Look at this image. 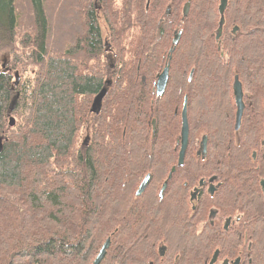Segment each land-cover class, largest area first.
I'll list each match as a JSON object with an SVG mask.
<instances>
[{
  "label": "trees",
  "instance_id": "trees-1",
  "mask_svg": "<svg viewBox=\"0 0 264 264\" xmlns=\"http://www.w3.org/2000/svg\"><path fill=\"white\" fill-rule=\"evenodd\" d=\"M219 3L100 0L101 22L79 0H0V52L15 68L0 62V264H92L109 237L100 264H209L215 250L214 264H264V0H229L217 39ZM236 75L246 102L237 141ZM185 97L189 144L160 197ZM211 176L216 192L191 202ZM210 208L240 224H211Z\"/></svg>",
  "mask_w": 264,
  "mask_h": 264
},
{
  "label": "water",
  "instance_id": "water-1",
  "mask_svg": "<svg viewBox=\"0 0 264 264\" xmlns=\"http://www.w3.org/2000/svg\"><path fill=\"white\" fill-rule=\"evenodd\" d=\"M228 3H229V0H220V3H219V6H218V10H219V13H220V19H219V27H218V30H217V37H220L221 33H222V27L224 25V22H225V11H226V8L228 6ZM167 13H170V6L167 8ZM181 34L182 32L179 31V32H176L174 37H173V45H176L179 40H180V37H181ZM173 52V48L170 49V53ZM168 69H169V66H166L164 68V71L159 75V78H158V83H157V86H158V93H162L165 86H166V83H167V79H168ZM234 97H235V102L238 106V111H237V126L239 125V122H240V118H241V115H242V111H243V101H242V98H243V92H242V86H241V82L239 81V78L236 76L235 78V81H234ZM183 128H182V135H183V138H182V145H181V148H180V151H179V157H178V162H177V166H181L183 165L184 163V158H185V153H186V149H187V144H188V127H187V121H186V109L184 108V111H183ZM15 123V119L12 117L11 118V122L10 124L13 125ZM0 144H1V141H0ZM201 149L203 150V152L206 151V142H204L202 144V147ZM0 150H1V146H0ZM176 170V166H173L171 171L169 172V175H168V178L167 180L164 181L161 189H160V192H159V195L160 197L163 196V193L167 187V184H168V180L172 177L173 175V172H175ZM150 174H147L143 181L140 183L138 189H137V192H136V195H141L144 190L147 188L149 182H150ZM213 178L210 179V181H212ZM203 182V180H200V184ZM262 185H263V189H264V180H262ZM210 191L213 192L214 191V186H211L210 187ZM196 197V191L195 192H192V195H191V200H193L194 198ZM194 208V206H193ZM216 211L215 210H211L210 212V217H213L215 215ZM110 243H111V239L110 237L107 238V240L103 243L102 247L100 248L97 256L95 257V259L93 260V263L92 264H100L102 262V260L104 259L106 253H107V250L110 246ZM217 257H218V250H216L214 252V255L213 257L211 258L210 260V263L209 264H214V262L217 260ZM238 259L235 260L234 264H238ZM228 259H225L223 264H228Z\"/></svg>",
  "mask_w": 264,
  "mask_h": 264
},
{
  "label": "flooded vegetation",
  "instance_id": "flooded-vegetation-1",
  "mask_svg": "<svg viewBox=\"0 0 264 264\" xmlns=\"http://www.w3.org/2000/svg\"><path fill=\"white\" fill-rule=\"evenodd\" d=\"M104 40V39H103ZM234 95V94H233ZM185 99H186V97L184 98V100H183V103H182V107H181V109L178 111H176V113L177 112H179V122H180V124H179V127H178V132H179V134H178V132H177V134H176V146H178V148H179V151H180V148H181V145H182V138H183V135H182V110H183V107H184V103H185ZM234 99H235V97H234ZM243 100H244V103H245V105H246V102H245V97L243 96ZM245 109V108H244ZM236 111H237V104H236V102H235V112H234V125H233V130L235 131L234 132V137H235V140L237 141V140H240V130L242 129V125H243V122H242V120H241V124H240V127H239V129H236ZM244 113V112H243ZM243 116V115H242ZM187 117H188V126H189V132H188V144H189V140H190V130H191V126H190V121H189V116H188V114H187ZM194 135H195V133H194ZM204 139H205V141H206V145H207V142H208V134L206 133V134H202L201 136L199 135V144H198V149H197V153L198 154H201L202 152H203V150L201 149V147H202V144L204 143ZM259 139H260V154H259V157H260V155L261 154H263L264 153V136H263V134L262 135H260L259 136ZM187 144V145H188ZM187 150V149H186ZM206 153V151L205 152H203V154H205ZM257 154H258V151L257 150H253L252 151V157L253 158H256L257 157ZM178 157H179V155H178ZM184 160H185V158H184ZM178 162V161H177ZM184 164V163H183ZM182 166V165H181ZM173 167V166H172ZM177 167H179V166H177V163H176V169H177ZM172 169V168H171ZM171 171V170H170ZM176 171V170H175ZM174 173V172H173ZM151 177V176H150ZM211 178H213V180L212 181H210V179ZM210 179H207L206 181H204L203 180V178L201 179V180H203V182L200 184V181H199V185H196V186H194V188H192V190H191V192H190V200H191V195H192V192H195L196 191V197L193 199V200H191V202H194L195 200H196V198L198 197V194L199 193H202V195L203 194H206L207 192L208 193H210L211 195H213L214 194V192H216V189H217V186H218V184L219 183H217V181H216V177L215 176H211L210 177ZM262 180H264V178H262L260 181H259V183H260V185H261V189H262V191H263V193H264V189H263V185H262ZM205 182V183H204ZM211 186H214V190L215 191H213V192H211L210 191V187ZM167 188V187H166ZM138 189V188H137ZM166 190V189H165ZM136 192H137V190H136ZM194 206V205H193ZM193 206H192V208H193ZM195 208V207H194ZM193 208V209H194ZM211 210H215L216 211V213H215V215L213 216V217H210V212H211ZM224 214L225 213H223V212H218V210L217 209H215V208H210V211H209V219H210V222H211V224H213V222H214V220H215V222H216V219H217V224L218 225H222L223 226V228H225V229H228L230 226H232L236 221H238V224H240L239 223V221H240V219H239V217L238 216H235V214H232V215H230V216H224ZM216 251V250H215ZM214 251V252H215ZM214 252H213V254H212V256H211V258L213 257V255H214ZM218 256H219V251H218ZM225 259H228V264H234V262H235V260L236 259H238L239 261H238V264H241V258L240 257H237L236 259H229V258H225ZM224 259V260H225ZM211 260V259H210ZM217 260H218V257H217ZM216 260V261H217ZM224 260H222L221 261V263L220 264H223V262H224ZM215 261V262H216ZM214 262V263H215ZM209 263H210V261H209Z\"/></svg>",
  "mask_w": 264,
  "mask_h": 264
},
{
  "label": "bare ground",
  "instance_id": "bare-ground-1",
  "mask_svg": "<svg viewBox=\"0 0 264 264\" xmlns=\"http://www.w3.org/2000/svg\"><path fill=\"white\" fill-rule=\"evenodd\" d=\"M227 9V8H226ZM220 14V13H219ZM224 24H225V22H224ZM224 26V25H223ZM218 27H219V22H218ZM218 27H217V29H216V38L217 39H219L220 37H217V30H218ZM239 28H238V26H235L234 28H233V32L235 33L237 30H238ZM179 31H181L182 32V30H179ZM179 31H176V32H179ZM175 32V33H176ZM222 33H223V27H222ZM222 33H221V35H222ZM220 35V36H221ZM173 48V47H172ZM166 66H169V64H167ZM165 66V67H166ZM164 67V68H165ZM164 68H163V70L160 72V73H158V75H157V79H156V87H155V91H156V94L157 95H162L163 93H164V91H165V89H166V87H167V83H168V79H169V69H168V79H167V83H166V86H165V88H164V90H163V92L162 93H158V91H157V89H158V86H157V83H158V78H159V75L164 71ZM237 77H238V75H236ZM236 76H235V78H236ZM18 77H19V74H18V72H16V83L18 82ZM235 78H234V81H235ZM240 81V80H239ZM241 86H242V82H241ZM242 92H243V86H242ZM105 93H106V89L105 88H102L96 95H95V97H94V99H93V102H92V105H91V111L92 112H98L99 111V109H100V107H101V103H102V100H103V97H104V95H105ZM233 93H234V82H233ZM243 94H244V92H243ZM242 101H243V111H242V115H243V112H244V108H245V103H244V100H243V98H242ZM184 108L186 109V121H187V127H188V132H189V126H188V117H187V98L185 99V103H184V107H183V110H182V128H183V121H184V119H183V111H184ZM237 111H238V106H237ZM237 111H236V129H239V127H240V124H241V120H242V115H241V118H240V122H239V125L237 126ZM12 118V117H11ZM11 122V121H10ZM153 124H155V120H153ZM248 133V132H247ZM204 142H206L205 141V139H204ZM174 166H176V165H174ZM147 175V174H146ZM210 179V178H209ZM204 180V179H203ZM143 181V180H142ZM205 183V182H204ZM195 184V183H194ZM145 191V190H144ZM215 191V190H214ZM102 247V246H101ZM97 256V255H96Z\"/></svg>",
  "mask_w": 264,
  "mask_h": 264
},
{
  "label": "rangeland",
  "instance_id": "rangeland-1",
  "mask_svg": "<svg viewBox=\"0 0 264 264\" xmlns=\"http://www.w3.org/2000/svg\"><path fill=\"white\" fill-rule=\"evenodd\" d=\"M80 2H82V3H84V4H87V3H91L92 4V6H93V8H95V10H96V14H97V16H98V18L100 19V21L102 22V14H101V10H100V8H99V4H100V0H79ZM104 28V27H103ZM111 45V44H110ZM8 52H3V51H1L0 52V62L4 65V66H6L8 63H9V65H10V68H11V70L12 71H14L15 70V68H13V67H11L12 66V60H13V56L11 55V53H10V51H9V49L7 50ZM104 60V59H103ZM103 60H99V61H97V62H93V63H95V65H96V63H101V62H103ZM16 72H18V74H19V71H16ZM16 74V73H15ZM20 75H19V77H18V82H17V84L19 83V81H20V83L16 86V88H18V89H20V86L22 87V84H23V82L24 81H21L20 80ZM15 82H16V80H15ZM93 99H94V97L93 96H91V99H90V106H91V104H92V101H93ZM84 135H86L87 136V134H84ZM85 136V137H86ZM84 137V138H85ZM84 138H83V140H84Z\"/></svg>",
  "mask_w": 264,
  "mask_h": 264
}]
</instances>
